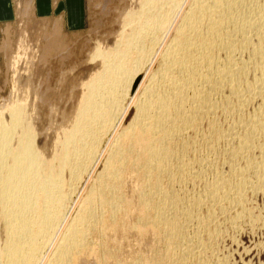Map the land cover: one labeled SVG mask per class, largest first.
I'll use <instances>...</instances> for the list:
<instances>
[{
  "label": "bare ground",
  "instance_id": "1",
  "mask_svg": "<svg viewBox=\"0 0 264 264\" xmlns=\"http://www.w3.org/2000/svg\"><path fill=\"white\" fill-rule=\"evenodd\" d=\"M135 1L45 133L35 70L16 63L0 105V264H108L92 237L130 203L154 242L130 264H225L223 240L264 228V0Z\"/></svg>",
  "mask_w": 264,
  "mask_h": 264
},
{
  "label": "rangeland",
  "instance_id": "2",
  "mask_svg": "<svg viewBox=\"0 0 264 264\" xmlns=\"http://www.w3.org/2000/svg\"><path fill=\"white\" fill-rule=\"evenodd\" d=\"M81 1H83V10L81 11L82 25L80 26L72 25L76 20L71 16L70 10H63L66 0H53V3L55 2V4L60 6L58 11L53 9L49 16L34 11L33 0H16L17 12L14 11L13 18L0 21V105L6 103V101H11L13 98L12 94L15 95V88L17 87V84H15V72L19 64L18 62H23L22 64L26 67L27 71L30 70L29 66L32 65V68L35 70L33 85L38 91L40 88L39 93H42L44 98H46L44 106L48 117L46 116L47 121L44 124L43 133L47 131L51 119L60 122L62 121L63 114L67 116L73 114L78 101V98L74 94L76 91L80 92L81 88L79 83L87 80L97 69L94 68L95 65L90 60V55L96 44L112 45L121 28L120 25L123 22L124 12H126L127 8L130 9V7L135 6V2L137 3L135 0H79L80 3ZM68 3H70V0H67ZM79 6H82V4ZM126 6L127 8H125ZM34 55L37 59H34ZM24 63L26 64L24 65ZM36 64L38 65L37 67L35 66ZM62 74H65L64 77L66 75L70 77L66 76L67 79H61ZM60 79L61 81H68L65 83L62 81L61 84ZM52 108H55L56 113L51 112ZM133 114L134 110H131L125 121L126 125L132 120ZM85 190L86 185L82 187L81 193H85ZM128 197H133L131 190H128ZM258 202L257 204L263 210L264 202L261 200ZM133 205L134 207H132ZM128 206L129 209L127 211L131 209L130 212L126 211L129 213V217L126 212L122 216L123 218L126 215V218H123L125 220H122L125 222L126 228H124L122 222V227L120 225L117 229L109 228L103 237H92L93 242L95 239L96 242L101 239L108 242L109 246L103 240L106 244L104 248L110 247L109 250L108 248H103V251L105 250L104 252L107 254V258L110 259H108L110 261L108 264H119V262L120 264H130L132 260L134 261L140 257L139 254H145L141 255V257L149 255L154 243L151 240H147V242L144 238L139 237L138 232L133 228L132 224L140 215V212L139 210L135 211V203H130ZM245 228L243 229L245 230ZM250 228V231L242 229L243 231L241 230V234L238 232L237 235L239 236L237 237H229L230 239H234V241L228 238V241L225 239L224 242L223 240V244L220 243L218 247L222 244L221 247L223 249L221 247L219 249L220 251L224 250V252L220 253L217 247L223 261H226V257H229L225 264H264V228L259 226H255V229L254 226ZM252 228L255 232L252 231ZM96 242L94 244H98ZM111 247L116 251L118 250L119 255L115 254L116 251L113 249L112 251L115 252H108L111 250ZM159 247L161 249V246ZM127 259L128 261H126Z\"/></svg>",
  "mask_w": 264,
  "mask_h": 264
},
{
  "label": "crops",
  "instance_id": "3",
  "mask_svg": "<svg viewBox=\"0 0 264 264\" xmlns=\"http://www.w3.org/2000/svg\"><path fill=\"white\" fill-rule=\"evenodd\" d=\"M33 3L34 11L44 14L45 16H49L53 9L58 11L60 6L55 4V2L53 3V0H33ZM80 4H82V6H79ZM63 10L71 11V16L76 20V22H73L72 25H82L81 11L83 10V1L80 3L79 0H70V3L67 4L66 0ZM14 11L17 12L16 0H0V21L12 19L14 16Z\"/></svg>",
  "mask_w": 264,
  "mask_h": 264
}]
</instances>
